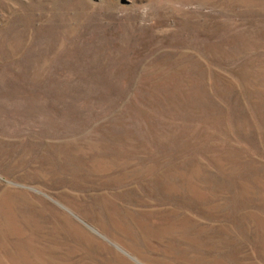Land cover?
<instances>
[{
	"label": "rangeland",
	"instance_id": "rangeland-1",
	"mask_svg": "<svg viewBox=\"0 0 264 264\" xmlns=\"http://www.w3.org/2000/svg\"><path fill=\"white\" fill-rule=\"evenodd\" d=\"M0 264H264V0H0Z\"/></svg>",
	"mask_w": 264,
	"mask_h": 264
}]
</instances>
